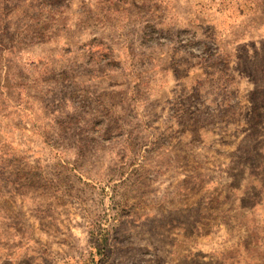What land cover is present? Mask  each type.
<instances>
[{
  "label": "rangeland",
  "instance_id": "obj_1",
  "mask_svg": "<svg viewBox=\"0 0 264 264\" xmlns=\"http://www.w3.org/2000/svg\"><path fill=\"white\" fill-rule=\"evenodd\" d=\"M0 264H264V0H0Z\"/></svg>",
  "mask_w": 264,
  "mask_h": 264
}]
</instances>
